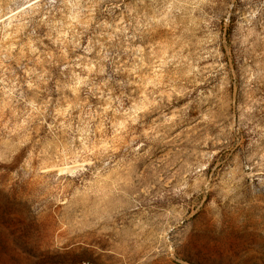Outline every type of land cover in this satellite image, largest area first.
I'll return each mask as SVG.
<instances>
[{
  "label": "rangeland",
  "instance_id": "rangeland-1",
  "mask_svg": "<svg viewBox=\"0 0 264 264\" xmlns=\"http://www.w3.org/2000/svg\"><path fill=\"white\" fill-rule=\"evenodd\" d=\"M0 264H264V0H0Z\"/></svg>",
  "mask_w": 264,
  "mask_h": 264
},
{
  "label": "trees",
  "instance_id": "trees-1",
  "mask_svg": "<svg viewBox=\"0 0 264 264\" xmlns=\"http://www.w3.org/2000/svg\"><path fill=\"white\" fill-rule=\"evenodd\" d=\"M5 244H3V242H0V247H4Z\"/></svg>",
  "mask_w": 264,
  "mask_h": 264
}]
</instances>
